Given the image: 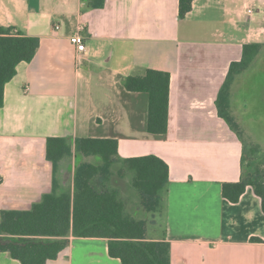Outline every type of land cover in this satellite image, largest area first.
<instances>
[{"label":"crops","instance_id":"1","mask_svg":"<svg viewBox=\"0 0 264 264\" xmlns=\"http://www.w3.org/2000/svg\"><path fill=\"white\" fill-rule=\"evenodd\" d=\"M255 6L264 15V0H195L185 21L198 12L233 27L228 36L217 30L220 40L199 43L182 33L180 0H108L103 9L83 0H0V25L41 41L5 87L0 211L30 210L51 193L48 138L116 139L123 159L156 155L169 165L162 215L146 221L150 239L170 242L172 264H264L261 198L251 186L238 203L223 197V185L242 178L244 146L215 105L231 64L253 43L235 34L245 31ZM81 25L85 55L71 43ZM257 30L264 27L249 32ZM148 70L171 75L169 131L160 137L147 131L148 95L124 86ZM76 163L75 155L61 162L60 190L73 187ZM131 193L127 208L137 201ZM0 264L21 263L0 252ZM47 264L121 261L109 255L107 239L72 237Z\"/></svg>","mask_w":264,"mask_h":264},{"label":"trees","instance_id":"2","mask_svg":"<svg viewBox=\"0 0 264 264\" xmlns=\"http://www.w3.org/2000/svg\"><path fill=\"white\" fill-rule=\"evenodd\" d=\"M107 1L83 0L91 9H103ZM194 2L180 0L181 20L193 11ZM40 44L37 37L15 35L12 28L0 25V108L18 65L32 62ZM263 48L260 42L243 46L242 59L231 64L216 99L219 117L237 133V124L228 113L231 87ZM170 84V73L158 70L124 80L127 91L148 95L147 131L156 137L169 131ZM73 155L77 159L74 184L62 191L57 178L60 164ZM46 157L53 164V189L30 210L0 211V252L21 264H47L70 247L72 237L103 238L108 240L109 255L121 264H172L170 242L150 239L148 222L131 216L124 200L132 191L139 211L161 217L170 179L169 165L163 159L156 155L123 159L116 139L72 137L48 138ZM249 186L261 198L264 211V172H244L243 166L240 181L223 185V197L238 203ZM252 240L263 243L259 238Z\"/></svg>","mask_w":264,"mask_h":264},{"label":"rangeland","instance_id":"3","mask_svg":"<svg viewBox=\"0 0 264 264\" xmlns=\"http://www.w3.org/2000/svg\"><path fill=\"white\" fill-rule=\"evenodd\" d=\"M253 11L255 14L251 17L249 24L248 15L244 18L245 27L243 28L246 32L242 30L235 35L237 38H246L249 42L264 44V30L249 32L250 28L256 30L260 26L264 27V15L261 14V8L255 6ZM230 27L220 22V19L218 21L216 18L209 17L208 14L198 15V12H195L190 19L182 22V33L199 43H211L220 40L217 30H226V36H228L230 34L228 32L233 30V27ZM228 113L237 124L238 133L232 131L243 142L244 172L255 174L258 171L264 172V48L250 68L236 76L230 91ZM131 197H133L132 194ZM127 204L131 216L145 219L149 223L153 221L150 214L139 211L138 201Z\"/></svg>","mask_w":264,"mask_h":264},{"label":"built area","instance_id":"4","mask_svg":"<svg viewBox=\"0 0 264 264\" xmlns=\"http://www.w3.org/2000/svg\"><path fill=\"white\" fill-rule=\"evenodd\" d=\"M248 13L253 14V10L249 9ZM84 26L81 25L76 32L71 36V43L76 48L79 54L85 55L88 52L87 45L85 43V37L83 36ZM29 91V88L27 89Z\"/></svg>","mask_w":264,"mask_h":264}]
</instances>
